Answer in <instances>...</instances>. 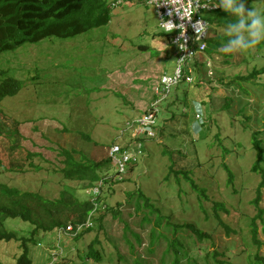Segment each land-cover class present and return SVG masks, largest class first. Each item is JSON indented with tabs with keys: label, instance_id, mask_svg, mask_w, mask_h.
I'll return each instance as SVG.
<instances>
[{
	"label": "rangeland",
	"instance_id": "obj_1",
	"mask_svg": "<svg viewBox=\"0 0 264 264\" xmlns=\"http://www.w3.org/2000/svg\"><path fill=\"white\" fill-rule=\"evenodd\" d=\"M106 1L112 7L116 0ZM254 6L264 10V0ZM220 11L224 17L220 18ZM110 14L106 26L68 39L52 37L26 43L0 55V70L22 84L16 96L0 104V182L51 200L65 192L76 205L70 208L75 213L68 210L61 215L63 219L85 217L92 188L63 178L62 150L76 149L87 160L100 161L108 158L113 142L134 145L136 131L129 121L144 113L155 97L158 78L164 73L171 75L177 65L175 48L160 29L153 6L123 2L112 7ZM226 14L220 7L202 14L211 25L208 43L220 38L223 44L227 39L225 26L218 25V20L227 19ZM259 52L263 54L264 47ZM252 54V49L226 53L222 45L217 47L214 42L211 48L208 44L205 53L190 64L192 81L173 87L161 104L157 136L142 142L143 152L123 181H114L111 162L100 173L106 178L97 212L104 214L102 229L95 221L78 242L71 233H61L58 240L56 232L40 231L35 235L36 245L30 248L33 264H44L50 253L57 264H81L77 247L85 251L96 235L100 242L96 247L102 246L104 255L110 256L103 264H134L135 260L162 264V259L170 264L171 254H164L166 239L158 237L150 245L158 215L164 216L162 227L167 222L193 223L210 230L207 226H215L213 218L207 226L203 220L206 215L213 216L214 202L222 201L233 213L221 218L233 226L238 225L241 213L251 218L256 209L249 202L261 180L250 171L255 159L251 141L252 133L260 132L264 147V75L254 81L243 80L240 87L232 80L251 70L254 62L247 58ZM141 195L157 210L149 217L151 222L145 220L149 209L144 198L138 200L141 210H136ZM261 196L264 211V188ZM2 219L0 216V230H15L20 236L32 230L19 220ZM257 223L264 254L262 224ZM159 230L155 229L156 235ZM216 230V243L236 255L222 227ZM20 253L19 243H0L4 264H15ZM119 254L123 260L117 263ZM231 260V264H245V254Z\"/></svg>",
	"mask_w": 264,
	"mask_h": 264
},
{
	"label": "trees",
	"instance_id": "obj_2",
	"mask_svg": "<svg viewBox=\"0 0 264 264\" xmlns=\"http://www.w3.org/2000/svg\"><path fill=\"white\" fill-rule=\"evenodd\" d=\"M263 0H244L245 9L256 8L255 3L260 4ZM111 5L106 0H0V55L9 51L16 50L26 43H37L42 40L56 37L68 39L78 36L90 30L100 28L109 24L111 20L110 14ZM257 9V8H256ZM264 11V10H262ZM220 13V18L224 17L223 12ZM227 13V12H226ZM228 16V17H227ZM229 13L226 14V20L219 21V27L225 26L229 21L234 20L230 17ZM211 24L213 22L211 21ZM215 31H212V35ZM164 36L170 42V36L164 33ZM211 37V35H210ZM210 39V38H209ZM219 38L218 41L211 39L210 47L213 43H217V47L222 45ZM264 47V41L256 46L247 49L248 52L252 49L253 54L249 55L247 61L254 62L251 70L244 75H238L232 81L239 87L241 82L254 81L264 75V53L259 51ZM146 47H144L145 49ZM231 55V54H228ZM243 76V77H242ZM159 79V78H158ZM187 83V82H186ZM222 83V80H221ZM232 83V82H231ZM199 85V84H197ZM21 81L15 77L7 74V71L0 70V104L7 97L16 96L21 90ZM229 105V102L225 104ZM132 121V120H130ZM260 132L252 133L251 150L254 153L255 159L252 162L250 171L260 176V183L256 188V196L251 200L256 213L247 218L245 214H240L238 225L233 226L232 223L227 222L221 218L222 215H229L233 213L229 208L224 205V202H214L213 216L206 215L203 220L207 224L213 218L214 225H208L209 229L198 226L193 223L175 224L166 223L164 227V216L158 215L153 223L154 228L150 234V245L153 246L158 237L167 240V247L165 255L171 254L172 259L170 264H231L232 258H239L245 254V264H264V254L261 251L263 243L258 237V221L261 222V230L264 233V220L262 215L264 211L260 208V201L262 189L264 188V147L263 140L258 136ZM89 139L88 136H86ZM142 142L146 139H140ZM153 140V139H150ZM113 142L112 144H115ZM96 144V142H95ZM111 144V145H112ZM121 145V144H120ZM122 144L124 148L128 147V143ZM63 157V167L60 170L63 178L68 180H75L83 184L85 189L91 188L102 177L100 173L105 166L108 167L111 160L103 158L100 161L87 160L85 156L76 149H63L61 153ZM136 165L133 162L128 171ZM185 178L189 179L188 174L184 172ZM232 181V177L228 178V182ZM231 185V183H229ZM205 198H208L204 193ZM144 198V205L149 209L145 216V220L151 222L149 217L157 211L153 204L149 202L144 195L137 198L136 210H141V203L139 199ZM71 196H67L65 192H61V198L51 200L44 195L35 191H21L17 187H11L5 183L0 182V216L2 220H19L27 223L32 227V230L27 236L18 235L15 230H0V243L1 242H15L20 244L21 253L16 259L15 264H33V257L30 251L31 246L36 245L35 235L40 231L56 232L62 227H66L70 222L74 229L77 225L83 223L87 214L90 211V202L85 210V217H78L75 219H63L61 215L64 213L74 214L71 211L76 202L71 203ZM130 201V200H128ZM218 211H221L218 213ZM66 217V216H65ZM104 214H99L98 218H94V222L98 221V228L102 229V220ZM67 221H69L67 223ZM222 227V232L228 238L229 243L235 246L237 251L236 255L233 250L227 249L215 241L216 228ZM169 227V228H168ZM160 229L159 234H155V229ZM92 228H87L74 236V240L78 242L83 240ZM173 233V237H168V233ZM178 233L180 235H178ZM137 240H140L138 237ZM75 242V247H76ZM99 244L97 235L93 241H89L81 252L77 247V257L81 260V264H103L104 260L110 259V256L104 255L102 246L96 247ZM128 243V242H127ZM131 247L132 245L129 244ZM74 250H76L74 248ZM133 250V248H132ZM201 253V255H198ZM50 255V254H49ZM123 260L122 256L117 255V263ZM51 261V255L48 256L47 261ZM56 262L55 264H57ZM161 263L164 264L163 259ZM0 264H4L0 260ZM65 264H77L71 261ZM105 264H112L111 261ZM134 264H142L138 260Z\"/></svg>",
	"mask_w": 264,
	"mask_h": 264
},
{
	"label": "built area",
	"instance_id": "obj_3",
	"mask_svg": "<svg viewBox=\"0 0 264 264\" xmlns=\"http://www.w3.org/2000/svg\"><path fill=\"white\" fill-rule=\"evenodd\" d=\"M123 2L138 3L142 2L151 5L154 8L158 19L159 27L163 33L170 36V43L175 48L176 67L171 75L162 74L154 87V99L138 118L129 121V127L135 128L136 135L134 145L124 148L118 143L112 144L108 149V158L115 166V182L123 181L129 166L138 160L143 152L142 141L140 139H155L158 133L156 118L160 106L167 99L171 89L178 86L181 82L190 83L191 73L190 64L197 58V55L204 54L208 49V39L210 37V23L203 18L204 12H215L219 9L214 6L215 0H116L112 7L120 6ZM205 22L207 27L203 34L196 32L197 22ZM161 22H171L174 27L171 31H165L161 27ZM183 44V47H180ZM200 110V109H199ZM197 117L199 115L197 114ZM133 147V150L130 149ZM106 178H101L92 187V196L90 200L91 209L87 214L85 221L77 225L76 229L70 223L65 228H60L58 234L71 233L76 235L81 231L94 226V218L98 216L97 212L102 206L100 199L102 189ZM55 258L49 264H53Z\"/></svg>",
	"mask_w": 264,
	"mask_h": 264
},
{
	"label": "clouds",
	"instance_id": "obj_4",
	"mask_svg": "<svg viewBox=\"0 0 264 264\" xmlns=\"http://www.w3.org/2000/svg\"><path fill=\"white\" fill-rule=\"evenodd\" d=\"M214 6L222 8L225 12L234 17V20L229 21L225 27V34L227 36V39L222 44V49L224 52L227 53L247 50L264 41V11H260L253 7L246 10L244 0H216ZM161 27H164L165 31H171L174 25L171 22H161ZM206 29L207 27L205 25V22H197V33L203 34ZM183 46V44H180V47ZM197 109L199 108L196 107V111ZM68 224H70V222ZM58 233L56 234L57 237L59 235ZM58 240H60V237H58ZM50 255V262H52L55 256L51 253ZM50 262H47L46 264H49ZM56 262L57 259H55L53 264H55Z\"/></svg>",
	"mask_w": 264,
	"mask_h": 264
}]
</instances>
